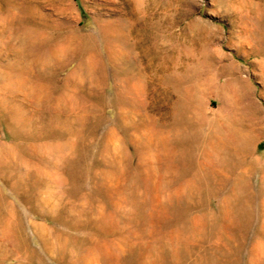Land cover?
Segmentation results:
<instances>
[{
  "label": "rangeland",
  "instance_id": "obj_1",
  "mask_svg": "<svg viewBox=\"0 0 264 264\" xmlns=\"http://www.w3.org/2000/svg\"><path fill=\"white\" fill-rule=\"evenodd\" d=\"M1 144L0 264H264V0H0Z\"/></svg>",
  "mask_w": 264,
  "mask_h": 264
},
{
  "label": "bare ground",
  "instance_id": "obj_2",
  "mask_svg": "<svg viewBox=\"0 0 264 264\" xmlns=\"http://www.w3.org/2000/svg\"><path fill=\"white\" fill-rule=\"evenodd\" d=\"M88 67H89V66H88ZM89 69H90V68H89ZM248 113H249V112H248ZM0 147H2V148L5 149V148H7V144H1Z\"/></svg>",
  "mask_w": 264,
  "mask_h": 264
}]
</instances>
